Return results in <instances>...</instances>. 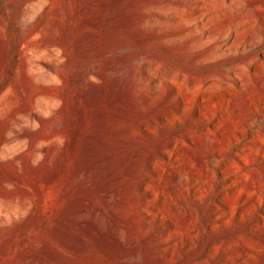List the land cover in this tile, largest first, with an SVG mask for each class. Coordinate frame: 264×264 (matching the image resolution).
I'll return each instance as SVG.
<instances>
[{"label": "rangeland", "instance_id": "374dc122", "mask_svg": "<svg viewBox=\"0 0 264 264\" xmlns=\"http://www.w3.org/2000/svg\"><path fill=\"white\" fill-rule=\"evenodd\" d=\"M0 264H264V0H0Z\"/></svg>", "mask_w": 264, "mask_h": 264}]
</instances>
